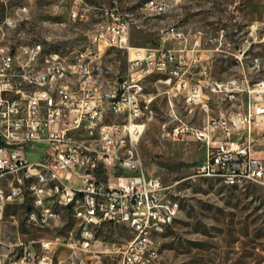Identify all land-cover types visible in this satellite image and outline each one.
I'll return each mask as SVG.
<instances>
[{
	"label": "built area",
	"instance_id": "obj_1",
	"mask_svg": "<svg viewBox=\"0 0 264 264\" xmlns=\"http://www.w3.org/2000/svg\"><path fill=\"white\" fill-rule=\"evenodd\" d=\"M113 2L105 22L87 32L85 50L73 59L47 52L41 42L10 40L17 20L7 16L0 21V220L9 206L28 198L26 220L37 230L59 226L64 211L77 222L75 235L39 238L29 244L0 240V259L5 262L106 264L117 256L115 264H163L160 237L179 217L181 207L175 198L177 183L165 184L147 174L139 152L147 125L146 82L159 77L191 108L208 114L203 86L186 76L188 67L202 59L198 54L202 34L189 40L181 28L170 25L161 46H132L138 21L119 7L118 0ZM178 3L148 0L141 9L164 15ZM52 12L57 17L67 13L78 22L89 19L83 0L56 2ZM16 13L21 20L27 18V3ZM169 41L178 42L180 48L163 46ZM106 48L127 53V69L113 81L103 61ZM207 87L227 101L240 90L236 81H213ZM248 92L254 100L245 112L208 118L203 128L172 124L174 120L163 123V133L174 140L206 144L207 154L195 176L230 187H264V154L257 155L254 138L264 132V81ZM40 143L47 149L39 160L29 161L28 150ZM70 200H77L78 208H70ZM105 224L123 225L132 236L124 244L102 242L97 247V231ZM62 250L65 253L59 255Z\"/></svg>",
	"mask_w": 264,
	"mask_h": 264
},
{
	"label": "rangeland",
	"instance_id": "obj_2",
	"mask_svg": "<svg viewBox=\"0 0 264 264\" xmlns=\"http://www.w3.org/2000/svg\"><path fill=\"white\" fill-rule=\"evenodd\" d=\"M70 0H0V21L7 16L17 25L9 39L25 43L41 42L45 50L58 51L73 59L87 46V32L106 20V10L114 7L113 0H83L89 19L78 22L67 13L55 16L52 6ZM148 0H118L122 10L131 12L138 23L133 27L131 45L159 47L170 25L184 31L189 40L202 34L199 63L188 67L187 78L203 86L208 96L209 113L191 108L183 96L165 86L154 76L146 82L149 103L146 109V129L139 142V152L147 174L160 177L165 184H175L181 212L175 222L160 237L163 264H264V187L249 184L230 187L223 182L195 176V168L207 154L204 142L174 140L165 135L162 125L184 122L203 128L208 118L227 117L243 111L248 99L254 100L249 88L264 81V0H179L173 11L164 15L143 12ZM27 3L29 13L21 20L16 11ZM58 23V24H56ZM163 46L179 49L178 42ZM103 61L107 77L113 81L127 69V53L106 48ZM236 81L239 92L232 102L221 94L209 92V82ZM239 92V93H238ZM217 140L219 138H216ZM256 149L264 152V136L255 141ZM45 144L28 150L29 161L42 157ZM76 183V180H73ZM28 198L24 203L11 205L0 220V240L5 244H29L39 238L55 235H75L77 222L68 212L61 224L52 229L37 230L26 220ZM131 232L123 225H102L96 234L95 245L124 244ZM39 252V246L34 244ZM2 252V250H1ZM8 252V251H6ZM64 254L62 250L58 254ZM22 256V250L19 257ZM119 257L109 258L106 264L117 263ZM10 264L0 259L2 264Z\"/></svg>",
	"mask_w": 264,
	"mask_h": 264
},
{
	"label": "crops",
	"instance_id": "obj_3",
	"mask_svg": "<svg viewBox=\"0 0 264 264\" xmlns=\"http://www.w3.org/2000/svg\"><path fill=\"white\" fill-rule=\"evenodd\" d=\"M72 0H70V2H71ZM170 49V48H169ZM173 50H175V49H173ZM238 88H239V86H238ZM240 90H239V92H241V91H243V90H245L244 88H239ZM238 92V93H239ZM236 98H237V96H236ZM250 101H252V99H248V102H247V105H248V103L250 102ZM230 102H232V101H230ZM247 105H246V107H245V109L243 110V111H239V112H245V110H246V108H247ZM238 113V112H237ZM232 114H234V113H232ZM264 136V132L262 133H259V134H256L255 136H254V138H255V141L257 140V139H259V138H261V137H263ZM255 150L257 151V155L258 156H263V154H264V152H261V151H259L258 149H256V144H255Z\"/></svg>",
	"mask_w": 264,
	"mask_h": 264
},
{
	"label": "bare ground",
	"instance_id": "obj_4",
	"mask_svg": "<svg viewBox=\"0 0 264 264\" xmlns=\"http://www.w3.org/2000/svg\"><path fill=\"white\" fill-rule=\"evenodd\" d=\"M70 208H78V201L70 200Z\"/></svg>",
	"mask_w": 264,
	"mask_h": 264
}]
</instances>
